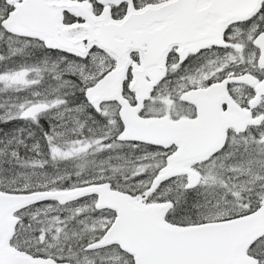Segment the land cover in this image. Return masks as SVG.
<instances>
[{
  "label": "snow or ice",
  "instance_id": "6c2138e0",
  "mask_svg": "<svg viewBox=\"0 0 264 264\" xmlns=\"http://www.w3.org/2000/svg\"><path fill=\"white\" fill-rule=\"evenodd\" d=\"M0 264H264V0H0Z\"/></svg>",
  "mask_w": 264,
  "mask_h": 264
}]
</instances>
